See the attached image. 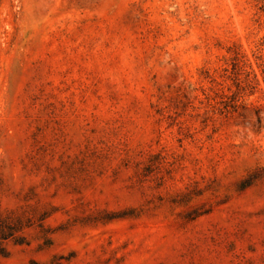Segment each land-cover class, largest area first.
<instances>
[{
    "label": "rangeland",
    "instance_id": "374dc122",
    "mask_svg": "<svg viewBox=\"0 0 264 264\" xmlns=\"http://www.w3.org/2000/svg\"><path fill=\"white\" fill-rule=\"evenodd\" d=\"M0 264H264V0H0Z\"/></svg>",
    "mask_w": 264,
    "mask_h": 264
}]
</instances>
